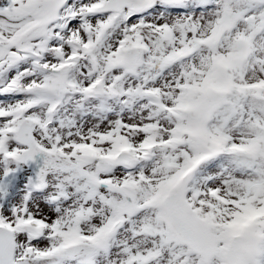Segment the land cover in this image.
I'll return each mask as SVG.
<instances>
[{
  "label": "snow or ice",
  "instance_id": "6c2138e0",
  "mask_svg": "<svg viewBox=\"0 0 264 264\" xmlns=\"http://www.w3.org/2000/svg\"><path fill=\"white\" fill-rule=\"evenodd\" d=\"M0 264H264V0H0Z\"/></svg>",
  "mask_w": 264,
  "mask_h": 264
}]
</instances>
